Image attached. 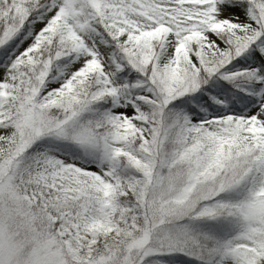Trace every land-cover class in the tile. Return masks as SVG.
Returning <instances> with one entry per match:
<instances>
[{"label": "snow or ice", "instance_id": "obj_1", "mask_svg": "<svg viewBox=\"0 0 264 264\" xmlns=\"http://www.w3.org/2000/svg\"><path fill=\"white\" fill-rule=\"evenodd\" d=\"M0 264H264V0H0Z\"/></svg>", "mask_w": 264, "mask_h": 264}]
</instances>
